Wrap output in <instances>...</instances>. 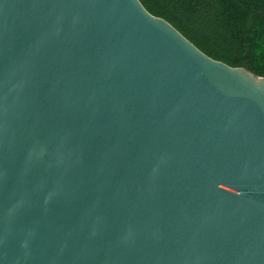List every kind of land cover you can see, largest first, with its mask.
Wrapping results in <instances>:
<instances>
[{"label":"water","instance_id":"obj_1","mask_svg":"<svg viewBox=\"0 0 264 264\" xmlns=\"http://www.w3.org/2000/svg\"><path fill=\"white\" fill-rule=\"evenodd\" d=\"M0 264H264V77L140 0H0Z\"/></svg>","mask_w":264,"mask_h":264},{"label":"trees","instance_id":"obj_2","mask_svg":"<svg viewBox=\"0 0 264 264\" xmlns=\"http://www.w3.org/2000/svg\"><path fill=\"white\" fill-rule=\"evenodd\" d=\"M207 56L264 77V0H140Z\"/></svg>","mask_w":264,"mask_h":264}]
</instances>
